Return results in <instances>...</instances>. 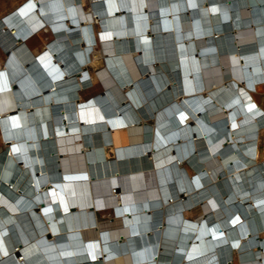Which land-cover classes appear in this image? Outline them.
Here are the masks:
<instances>
[{
  "label": "bare ground",
  "instance_id": "bare-ground-1",
  "mask_svg": "<svg viewBox=\"0 0 264 264\" xmlns=\"http://www.w3.org/2000/svg\"><path fill=\"white\" fill-rule=\"evenodd\" d=\"M0 49V264H264V0H21Z\"/></svg>",
  "mask_w": 264,
  "mask_h": 264
},
{
  "label": "rangeland",
  "instance_id": "rangeland-1",
  "mask_svg": "<svg viewBox=\"0 0 264 264\" xmlns=\"http://www.w3.org/2000/svg\"><path fill=\"white\" fill-rule=\"evenodd\" d=\"M18 2H21V0H0V15L11 10V8ZM45 36V35H44ZM35 44H37V42L39 40H35ZM0 60H1V63L4 61L5 59V55L2 54V50L0 49ZM3 59V60H2ZM102 64H106V60H103L102 61ZM100 67V66H99ZM99 67H96V68H89L88 70L90 71V73L93 75L94 74V71L99 68ZM28 68V67H27ZM99 71H95V75L98 73ZM100 89L97 88V89H94L92 92L90 93H85V94H82L83 96V99H86L88 97H90L91 95H94L95 93L99 92ZM256 94V93H254ZM255 98L258 100V102L264 107V90H261L258 94L255 95ZM3 134H1V137ZM3 142L5 143V140L3 138ZM115 143L118 145L120 144L119 141H115ZM3 148V145L0 143V149ZM149 153V152H148ZM98 219L100 221H103L105 222L107 219H109V216L108 215H101V214H98L97 215Z\"/></svg>",
  "mask_w": 264,
  "mask_h": 264
},
{
  "label": "water",
  "instance_id": "water-1",
  "mask_svg": "<svg viewBox=\"0 0 264 264\" xmlns=\"http://www.w3.org/2000/svg\"><path fill=\"white\" fill-rule=\"evenodd\" d=\"M46 91H47V90L43 91L42 93H46ZM116 190H118V189L116 188Z\"/></svg>",
  "mask_w": 264,
  "mask_h": 264
},
{
  "label": "clouds",
  "instance_id": "clouds-1",
  "mask_svg": "<svg viewBox=\"0 0 264 264\" xmlns=\"http://www.w3.org/2000/svg\"><path fill=\"white\" fill-rule=\"evenodd\" d=\"M30 68V66L27 68V69H29ZM5 140V139H4Z\"/></svg>",
  "mask_w": 264,
  "mask_h": 264
},
{
  "label": "crops",
  "instance_id": "crops-1",
  "mask_svg": "<svg viewBox=\"0 0 264 264\" xmlns=\"http://www.w3.org/2000/svg\"><path fill=\"white\" fill-rule=\"evenodd\" d=\"M33 45V44H32Z\"/></svg>",
  "mask_w": 264,
  "mask_h": 264
}]
</instances>
